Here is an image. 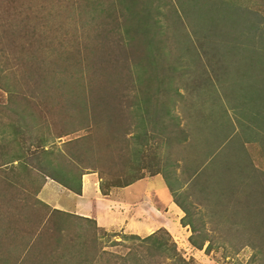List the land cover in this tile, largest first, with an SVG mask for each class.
I'll list each match as a JSON object with an SVG mask.
<instances>
[{"label":"rangeland","instance_id":"1","mask_svg":"<svg viewBox=\"0 0 264 264\" xmlns=\"http://www.w3.org/2000/svg\"><path fill=\"white\" fill-rule=\"evenodd\" d=\"M85 171L167 181L176 233L38 198ZM0 264H264V0H0Z\"/></svg>","mask_w":264,"mask_h":264},{"label":"crops","instance_id":"2","mask_svg":"<svg viewBox=\"0 0 264 264\" xmlns=\"http://www.w3.org/2000/svg\"><path fill=\"white\" fill-rule=\"evenodd\" d=\"M153 183H157V187ZM73 187H65L53 177L45 175L37 196L52 210L87 217L97 227L106 230L117 227L128 234L145 235L150 233L148 228L153 226L177 231L176 225L179 224L170 220V216L178 220L181 211L172 202L163 180L159 181L158 177L138 178L129 184L103 190L97 173L85 171L79 175ZM183 228L180 225L178 234Z\"/></svg>","mask_w":264,"mask_h":264},{"label":"trees","instance_id":"3","mask_svg":"<svg viewBox=\"0 0 264 264\" xmlns=\"http://www.w3.org/2000/svg\"><path fill=\"white\" fill-rule=\"evenodd\" d=\"M136 32V31H135ZM135 34V33H134ZM137 34V33H136ZM237 104H238V102H237ZM240 104L241 105H244L243 103H239L238 104V110H240V108L242 109V107L240 106ZM237 109V106L234 104V103H232L231 105H229V110L231 111V113L234 115V117H235V119L237 120V113H238V111L236 110ZM256 111V110H255ZM196 167H193V174H195V175H197L198 174V169H199V165H195ZM229 166V165H228ZM198 167V168H197ZM158 172V171H157ZM156 172V173H157ZM48 176V175H47ZM138 178H140V177H136V178H134V180H136V179H138ZM165 178V177H164ZM134 180H132V181H134ZM132 181H130V182H132ZM62 185H65L64 184V182H62V181H59ZM130 182H127V183H125V184H123V185H126V184H129ZM166 187L168 188V190L171 192V193H173L174 191H172V189H171V187H170V185H169V183L166 181ZM173 202L182 210V211H186V209L182 206V204H180L178 201H176L175 199H173ZM239 210V209H238ZM187 223H185V225H186ZM152 234L153 233H149L148 235H146V237L145 238H149V237H152Z\"/></svg>","mask_w":264,"mask_h":264}]
</instances>
